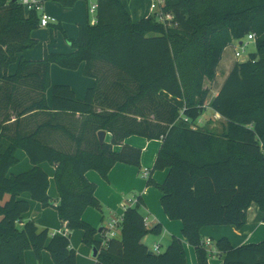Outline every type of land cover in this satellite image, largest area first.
Masks as SVG:
<instances>
[{"label": "trees", "instance_id": "trees-1", "mask_svg": "<svg viewBox=\"0 0 264 264\" xmlns=\"http://www.w3.org/2000/svg\"><path fill=\"white\" fill-rule=\"evenodd\" d=\"M53 1L70 8L79 0ZM95 2L96 22L81 25L77 38L68 40L71 53L27 61L17 56L37 44L31 33L40 15L25 11L19 0H0V264H25L26 251L38 261L47 251L53 264H76L69 243L75 230L96 250L95 264H186L177 237L171 236L159 254L142 243L147 235L159 237L162 229L146 227L139 200L125 209L118 236L105 247L95 238L105 229L97 231L82 220L86 208L101 210L88 171L106 179L117 163L139 166L140 150L123 144L130 136L161 141L153 171L168 174L162 185L150 178L148 185L160 192L168 219L182 223V237L194 248L197 264H208L212 254L202 228L241 229L252 203L264 211V0H163L160 9L173 17L170 23L156 13L135 23L118 0ZM248 34L255 36V53L231 68L210 103L225 128L216 134L196 126L208 97L204 82L214 80L231 41ZM51 65L69 71L82 67L95 84L78 100L69 86L51 85ZM99 131L110 134V143L99 144ZM19 150L31 169L9 175ZM42 163L54 168L56 201L48 195ZM24 194L53 207L67 234L49 236L33 221L24 222L30 208ZM215 250L222 264H264V239L233 248L221 238Z\"/></svg>", "mask_w": 264, "mask_h": 264}, {"label": "crops", "instance_id": "crops-1", "mask_svg": "<svg viewBox=\"0 0 264 264\" xmlns=\"http://www.w3.org/2000/svg\"><path fill=\"white\" fill-rule=\"evenodd\" d=\"M37 1L42 7L41 12L38 14H46L54 18L55 22L50 23L45 28L38 27L32 31L31 37L37 41V44L32 49L19 54L17 56L18 60L38 61L45 54L71 53L72 49L70 48L68 40H75L78 36L79 27L89 22L88 0H79L70 8H63L53 0ZM118 1L135 23L152 14L149 0ZM15 69L16 64L11 65L8 68V73L13 74ZM49 76L52 86H69L78 100H83L87 90L95 84L93 78L83 75L82 67L76 71H69L61 69L56 65H51ZM162 95L180 109L184 107L182 101L174 99L165 93H162ZM216 95L217 93L213 95V98ZM45 97L47 104L50 106L51 90L46 92ZM212 99L204 106L205 110L200 118L204 117L207 108L210 110ZM211 114L214 117H219L212 110H210V114L207 113L206 115ZM200 118L195 124L198 123ZM105 142L110 143V134L108 133H106ZM123 144L140 150L139 166L135 167L117 163L110 169L106 179H103L95 171H88L85 177L89 182L95 184L94 196L99 202L101 210L99 211L90 207L86 208L82 213V220L97 231L101 230V228L105 229L111 219L122 217L125 209L134 207L136 204L133 201L139 200V212L144 217L146 227L151 228L159 224L162 229L161 235L156 237L159 241H154L152 246H158L160 248L157 245L158 242L165 241V239H168L167 237H177L182 241L186 264H197L194 248L182 237V223L168 219L160 203V192L153 186H149L148 179H144L141 176L142 171H147L148 178L156 185H162L165 181L168 170L153 171L154 162L161 147V141L130 136L124 140ZM120 148V146L114 147V151H119ZM19 153L20 150L16 152L18 162ZM27 161L29 163L28 158ZM28 163L24 160V168L26 171L31 169V165ZM42 164H40V167L48 175V195L53 201H56L58 195L55 185L53 191L50 184L53 181L54 168L49 166V170H45ZM27 197L28 199L26 200L29 201L30 208L23 215V221H33L39 229H47L49 236L59 234L62 229L56 210L53 207L44 208L39 203L30 201L28 195ZM200 235L203 242L210 241L211 243L221 238H226L233 248L256 245L264 239V211H260L259 207L252 203L247 210L246 224L241 229L233 226L204 227L201 229ZM82 237L83 233L79 230L69 233L70 247L76 253V264H95L94 258L92 257V250L83 244ZM95 238L96 240H101L99 233ZM209 247V245L206 246V249L211 251ZM24 261L25 264H37V262L38 264H53L47 251L41 253L39 261L32 251H26L24 253ZM208 264H222V260L217 251L209 257Z\"/></svg>", "mask_w": 264, "mask_h": 264}, {"label": "rangeland", "instance_id": "rangeland-1", "mask_svg": "<svg viewBox=\"0 0 264 264\" xmlns=\"http://www.w3.org/2000/svg\"><path fill=\"white\" fill-rule=\"evenodd\" d=\"M95 0H88V7L90 4L94 3ZM93 16L89 14V21L92 20ZM170 26V24H169ZM171 27H175V25H171ZM62 40V39H61ZM240 42H242V46L240 45ZM256 48L254 43H247L246 45V40L243 39L241 41H236L232 40L231 43L224 49L222 58L220 63L217 66L216 69V75L215 78L212 82H208L207 80L204 82V88L208 90V97L206 99L205 105L210 102V100L213 98V95L215 93H218L221 85L225 81L229 71L231 68L240 62L246 61L248 59L249 54L255 53ZM238 52L240 54L239 57L235 56V53ZM211 110V109H210ZM209 108L206 109V113L204 114L203 118H200L196 126L209 130L211 132H214L216 134L222 133L223 129L225 128V121L222 118L219 117H214V115H206L207 113L210 114ZM67 143L63 141V148L67 149ZM22 154V155H21ZM19 162L16 166H13L9 170V175H17L20 173L25 172L24 168V160L25 162L28 163L26 154L23 151H20L18 155ZM29 164V163H28ZM42 167L45 170H49V165L47 163L42 164ZM51 186L52 190L54 191V181H51ZM153 188V187H152ZM154 189V188H153ZM22 199H28L27 195H23L21 197ZM52 199V198H51ZM53 200V199H52ZM168 239H165L163 242H158L157 245L160 246L159 252H163L166 247L169 244V237ZM159 241L158 238L154 237L153 235H147L143 240L142 243L150 250L153 252V242ZM215 243L216 241H213L212 243L210 242V249H211V254L215 253ZM38 264V262H37Z\"/></svg>", "mask_w": 264, "mask_h": 264}, {"label": "built area", "instance_id": "built-area-1", "mask_svg": "<svg viewBox=\"0 0 264 264\" xmlns=\"http://www.w3.org/2000/svg\"><path fill=\"white\" fill-rule=\"evenodd\" d=\"M20 4L23 6L25 11H35L37 13L41 12L42 7L40 3L37 0H19ZM150 3V11L153 13H156L158 15V20L161 22L167 21L171 22L173 17L169 14H162L161 12V6L163 5V0H149ZM96 10H97V3L94 2L89 5L88 7V13L93 16L92 20H90V24L93 25L96 22ZM55 22V19L46 15V14H40V20H39V27L45 28L47 27L50 23ZM246 40V45L247 43H254L255 42V36L254 34H248L245 38ZM240 45L242 46V42H240ZM243 48V46H242ZM236 57H239L240 54L238 52L235 53ZM244 62V61H243ZM141 176L144 179H148V173L147 171H142ZM138 200H134L133 203L137 204ZM121 222H122V217H116L113 218L109 221L107 224L103 236L101 237V246L105 247L107 242L111 239H114L118 236L121 228ZM60 235H66L67 231H60ZM205 247L210 245V241L204 242ZM153 253L159 254V247L154 246L153 247Z\"/></svg>", "mask_w": 264, "mask_h": 264}, {"label": "water", "instance_id": "water-1", "mask_svg": "<svg viewBox=\"0 0 264 264\" xmlns=\"http://www.w3.org/2000/svg\"><path fill=\"white\" fill-rule=\"evenodd\" d=\"M13 1H16V0H13ZM97 139H98V142L100 145H103L105 142V139H106V132L105 131H99L97 132ZM92 250V257L95 258L96 255H97V252L95 249H91Z\"/></svg>", "mask_w": 264, "mask_h": 264}]
</instances>
